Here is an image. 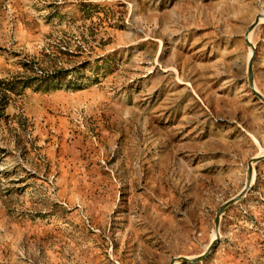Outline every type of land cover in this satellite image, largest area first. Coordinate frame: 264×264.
<instances>
[{"label":"rangeland","instance_id":"374dc122","mask_svg":"<svg viewBox=\"0 0 264 264\" xmlns=\"http://www.w3.org/2000/svg\"><path fill=\"white\" fill-rule=\"evenodd\" d=\"M262 157L264 0H0V264H264Z\"/></svg>","mask_w":264,"mask_h":264},{"label":"water","instance_id":"95a60500","mask_svg":"<svg viewBox=\"0 0 264 264\" xmlns=\"http://www.w3.org/2000/svg\"><path fill=\"white\" fill-rule=\"evenodd\" d=\"M260 23V18L256 21L255 26H257ZM264 159V157L259 158L257 161ZM255 162V161H254ZM241 197V196H240ZM240 197L238 199L232 200L227 206H225L222 211H224L225 208H227L229 205H231L232 203H234L235 201H238L240 199ZM220 220V218H218ZM219 220L217 221L219 223Z\"/></svg>","mask_w":264,"mask_h":264},{"label":"bare ground","instance_id":"6f19581e","mask_svg":"<svg viewBox=\"0 0 264 264\" xmlns=\"http://www.w3.org/2000/svg\"><path fill=\"white\" fill-rule=\"evenodd\" d=\"M261 22H263V20H262V19H260V23H261ZM250 31H251V30H250Z\"/></svg>","mask_w":264,"mask_h":264}]
</instances>
